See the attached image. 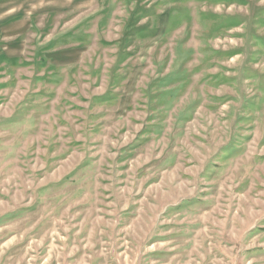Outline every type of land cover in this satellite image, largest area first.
<instances>
[{"label":"rangeland","instance_id":"obj_1","mask_svg":"<svg viewBox=\"0 0 264 264\" xmlns=\"http://www.w3.org/2000/svg\"><path fill=\"white\" fill-rule=\"evenodd\" d=\"M0 264H264V0H0Z\"/></svg>","mask_w":264,"mask_h":264}]
</instances>
